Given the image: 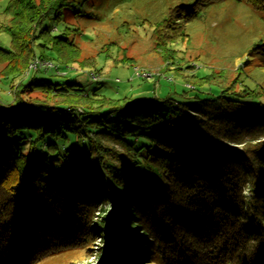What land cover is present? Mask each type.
<instances>
[{
  "label": "trees",
  "instance_id": "trees-1",
  "mask_svg": "<svg viewBox=\"0 0 264 264\" xmlns=\"http://www.w3.org/2000/svg\"><path fill=\"white\" fill-rule=\"evenodd\" d=\"M212 1L170 9L158 45ZM81 5L7 0L0 78L25 75L35 61L81 64L78 46L43 27ZM254 51L264 54V44ZM33 88L56 102L23 100ZM15 101L0 103V264H35L91 238L104 243L102 264L130 263L148 244L163 264H264V106L119 105L35 79L19 84ZM226 141L246 148L235 154Z\"/></svg>",
  "mask_w": 264,
  "mask_h": 264
},
{
  "label": "rangeland",
  "instance_id": "rangeland-1",
  "mask_svg": "<svg viewBox=\"0 0 264 264\" xmlns=\"http://www.w3.org/2000/svg\"><path fill=\"white\" fill-rule=\"evenodd\" d=\"M197 1L80 0L77 10L66 8L60 20L50 17L43 27L78 46L81 64L63 65L54 59L49 69L30 66L25 75L0 78V103L14 105L19 84L35 79L76 84L92 99L105 97L119 105L144 101L159 104L163 110L185 105L207 110L232 99L252 108L264 106V54L254 51L264 44V0L208 2L196 19L183 24V34L158 45L156 28L169 10L190 7ZM6 6L7 0H0L2 52L9 51L11 44L3 31L8 24ZM47 54L54 55L52 51ZM4 63H0V75L7 68ZM23 97L30 103L56 102L35 88L25 89ZM218 138L224 145V137ZM56 144L62 149L61 143ZM225 144L235 154L246 148L234 141ZM70 146L72 143L66 144ZM148 236L153 244L155 237ZM108 237L113 239L111 231ZM103 245L100 239L91 238L77 250L50 253L35 264H102ZM146 247L138 253L144 257L134 256L127 264H163L152 245ZM127 250L128 246L122 254L127 255Z\"/></svg>",
  "mask_w": 264,
  "mask_h": 264
},
{
  "label": "built area",
  "instance_id": "built-area-1",
  "mask_svg": "<svg viewBox=\"0 0 264 264\" xmlns=\"http://www.w3.org/2000/svg\"><path fill=\"white\" fill-rule=\"evenodd\" d=\"M42 68V67H44V68H47V69H49V68H51L52 67V65L50 64V63H45V62H40V61H35L33 64H32V68Z\"/></svg>",
  "mask_w": 264,
  "mask_h": 264
}]
</instances>
